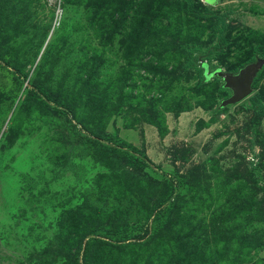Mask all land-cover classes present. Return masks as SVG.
Returning a JSON list of instances; mask_svg holds the SVG:
<instances>
[{
    "label": "rangeland",
    "instance_id": "rangeland-1",
    "mask_svg": "<svg viewBox=\"0 0 264 264\" xmlns=\"http://www.w3.org/2000/svg\"><path fill=\"white\" fill-rule=\"evenodd\" d=\"M211 2L0 0V264H69L82 237L91 264H264V65L222 108L196 71L264 57V0ZM36 65L55 99L91 80L76 104L22 103Z\"/></svg>",
    "mask_w": 264,
    "mask_h": 264
},
{
    "label": "trees",
    "instance_id": "trees-1",
    "mask_svg": "<svg viewBox=\"0 0 264 264\" xmlns=\"http://www.w3.org/2000/svg\"><path fill=\"white\" fill-rule=\"evenodd\" d=\"M189 10H191L189 7H187ZM121 20L118 19L116 20L115 24L118 25L117 23H119ZM224 26V25H223ZM222 26V27H223ZM221 27V28H222ZM115 29H118V26H115ZM222 29H220L218 31V37H217V40H216V43L214 45H210L208 46L205 51L203 52L202 56L203 57H208L210 58L212 53H215V52H220L222 50V48L224 47V45L226 44V39L225 37L223 36L222 34ZM39 38L40 36H38V41H39ZM1 44V43H0ZM47 48V47H46ZM50 50V48H48L47 52ZM52 52V51H51ZM258 51L256 50V48H252L251 50V54L249 55L248 58H245L242 62H240V65L239 67H235V68H229V70L233 73H236L239 71L240 68H242L245 64H247L248 62H251V61H254L256 58L258 53ZM88 64L87 65H90L89 66V69H93L92 70H97L96 72L99 71V66L100 64L97 62L96 64L93 63V60H91L90 58L88 59ZM145 68H147L146 70H149V71H156V65L154 64H151L150 62H146V64H143ZM142 65V66H143ZM189 65V64H188ZM206 62H201V65L199 68L196 69L197 71V75L199 77V83H204L207 81V79H209L210 77L213 76V74H216L218 69L215 71V72H211V73H207V70H206ZM94 70V71H95ZM34 77L30 80V85L32 86V88H29L27 89V93L26 95L24 96V100L22 101V103H25V102H33V103H38L39 106L40 105H43L45 107H48L50 109H53L55 110V108H53L52 106H50L47 102L46 99L48 100H52V101H57V103H59L60 105H64V102H63V99L65 100H70L72 98V102L74 104L77 103V101H75V99H79L81 98V96L83 97L84 93H85V86H87V83L91 80V75L90 76H86L84 79H82V82L81 85H78L77 83L74 85V83L71 84V82H67L68 85L70 86V84L74 87H67V91H66V94H65V98L63 97V93L64 92H58V99H55L54 97H52V90L48 87V84H47V80L45 79L44 74L41 70V66H35L34 67ZM93 72V71H92ZM32 83V84H31ZM209 86L211 87H214L216 90H218L219 92H223V90H225L226 88L224 87L223 83L221 82L219 84V86H214L212 83L209 84ZM79 91L81 93V95H79ZM116 92H122V87H120V89ZM106 93V92H104ZM102 93V94H104ZM45 95L46 96V99L41 97V95ZM79 96V97H78ZM61 97V99H60ZM60 99V100H59ZM249 100L251 102V105L253 107L254 110H257L256 112V116H258V114H261V113H264V93L263 92H257L256 94L252 95L249 97ZM222 101V100H221ZM65 105H67L65 103ZM226 106H229V105H226ZM220 108H222L221 106V102H220ZM257 118V117H256ZM256 124H257V119L254 120V122H252V127L254 128L253 129V132L256 134ZM99 134V132H98ZM100 136H104L106 137L109 141H112L113 140V137L112 136H107L106 134H99ZM264 139V137H263ZM113 150L117 149V148H112ZM127 158H129L130 161H133L132 160V156H127ZM135 161L138 163V164H144L143 160L136 157L135 156ZM163 204H164V200H158L157 203L155 204L156 205V213L154 215V222L155 223H160V226L163 225H166L167 223H172L173 221L169 219V210L171 207V204L170 205H167L165 208L163 207ZM167 222V223H166ZM103 230H107L106 232L107 233H110L112 229H109V227H102ZM101 227H93L91 229V231L95 232V233H99ZM118 228H115V230H112L114 232H118ZM82 238L78 239V247L77 249L75 250V252L73 254H71L69 251L65 253V256L67 257V263L69 262V264H79V256L81 255V260L83 262V264H91V261H90V257L92 255V253L94 252L92 249L94 247V243L95 242H99V240L97 238H89L85 243L84 245L82 246ZM60 253L59 250H57V253Z\"/></svg>",
    "mask_w": 264,
    "mask_h": 264
},
{
    "label": "water",
    "instance_id": "water-1",
    "mask_svg": "<svg viewBox=\"0 0 264 264\" xmlns=\"http://www.w3.org/2000/svg\"><path fill=\"white\" fill-rule=\"evenodd\" d=\"M208 2H211V0H208ZM263 65L264 57L245 64L236 73L220 71L218 69L216 74L222 77L224 87L231 91L230 96L221 101V106L238 103L251 95L254 77Z\"/></svg>",
    "mask_w": 264,
    "mask_h": 264
}]
</instances>
